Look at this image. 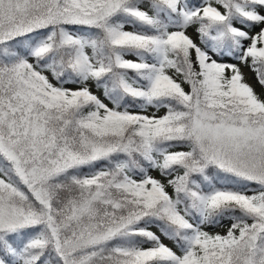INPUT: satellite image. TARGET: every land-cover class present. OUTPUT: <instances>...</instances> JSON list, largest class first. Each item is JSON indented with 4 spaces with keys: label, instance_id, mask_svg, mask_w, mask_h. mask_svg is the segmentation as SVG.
<instances>
[{
    "label": "snow or ice",
    "instance_id": "1",
    "mask_svg": "<svg viewBox=\"0 0 264 264\" xmlns=\"http://www.w3.org/2000/svg\"><path fill=\"white\" fill-rule=\"evenodd\" d=\"M0 264H264V0H0Z\"/></svg>",
    "mask_w": 264,
    "mask_h": 264
}]
</instances>
